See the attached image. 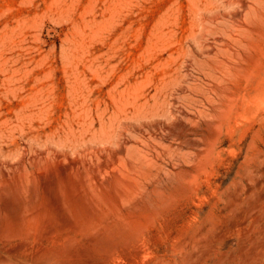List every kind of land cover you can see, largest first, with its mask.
<instances>
[{
    "label": "rangeland",
    "instance_id": "obj_1",
    "mask_svg": "<svg viewBox=\"0 0 264 264\" xmlns=\"http://www.w3.org/2000/svg\"><path fill=\"white\" fill-rule=\"evenodd\" d=\"M131 1L0 0V264H107L115 247L119 264H264V3ZM255 14L236 67L228 34ZM142 163L148 191L121 208L146 242L122 252L80 229L59 176L113 184ZM83 190L103 215L112 188Z\"/></svg>",
    "mask_w": 264,
    "mask_h": 264
},
{
    "label": "bare ground",
    "instance_id": "obj_2",
    "mask_svg": "<svg viewBox=\"0 0 264 264\" xmlns=\"http://www.w3.org/2000/svg\"><path fill=\"white\" fill-rule=\"evenodd\" d=\"M113 1V0H112ZM131 1V0H130ZM194 1V5H195V10L198 11V13H200V10L202 8V2L203 0H193ZM131 3H133L131 1ZM130 3V4H131ZM264 3V0H256V4L257 7L261 8L262 5ZM115 4V3H114ZM120 4V2H119ZM125 4V3H124ZM134 4V3H133ZM192 4V3H191ZM117 5V4H116ZM132 5V4H131ZM126 6V5H125ZM133 6V5H132ZM139 6V5H138ZM143 6V5H142ZM130 7V6H129ZM140 7V6H139ZM194 7V6H193ZM119 8V7H118ZM121 8V7H120ZM128 8V6H127ZM262 9V8H261ZM260 9V11H261ZM264 12V11H262ZM178 20V19H177ZM259 18L257 16V14L254 15V19L253 22H242L240 24L237 25V27L232 30L229 34H228V44H227V50H226V56L229 59V61L232 64H236V67L238 65L237 61L235 60V58H239L244 54H247V50L250 47V42L252 40V38L255 36V34L258 33L260 26L259 25ZM171 22V21H170ZM169 22V23H170ZM168 23V22H167ZM177 24L179 22H176ZM175 25V22H174ZM173 26V25H172ZM168 30V29H167ZM169 31V30H168ZM230 41V42H229ZM237 42L238 45L237 47L233 46L232 44L234 42ZM222 64L225 65V67L228 69V72H231L234 67L230 64H226L224 62H222ZM253 79V76L250 74L249 76H247V81L244 85L240 84V88L242 89H249V82ZM85 95V94H84ZM78 96V95H77ZM120 96V95H118ZM128 96V95H127ZM83 97V95H82ZM122 97V96H121ZM256 97V96H255ZM76 98V97H75ZM84 98V97H83ZM127 98V97H126ZM89 99V98H87ZM118 99V98H117ZM133 99V98H132ZM80 100V99H79ZM92 100V99H91ZM116 100V99H115ZM93 101V100H92ZM118 101V100H117ZM76 102V101H75ZM78 102V101H77ZM81 103V102H80ZM89 103V102H88ZM93 103V102H92ZM104 103V102H103ZM107 103V102H106ZM91 104V103H90ZM89 104V105H90ZM88 105V106H89ZM115 105V104H114ZM82 106V105H81ZM85 106V104H84ZM82 106V107H84ZM112 106V105H111ZM75 108V107H74ZM123 108V107H122ZM79 109V108H78ZM87 109V108H86ZM117 109V108H116ZM102 110V109H101ZM84 111V110H80ZM109 112V111H108ZM101 113V112H100ZM78 114V113H76ZM75 114V115H76ZM107 114V113H106ZM111 115V114H110ZM73 116V115H72ZM105 116V115H104ZM81 117V116H80ZM72 118V117H71ZM82 118V117H81ZM90 118V116H89ZM78 119V118H77ZM101 119V118H99ZM79 120V119H78ZM89 120V119H88ZM92 120V119H91ZM74 121V120H73ZM83 121V120H82ZM86 122V121H85ZM90 122V121H88ZM66 124V123H65ZM72 125V123H70ZM77 124V123H76ZM81 124V122H80ZM90 125V123H89ZM68 126V125H67ZM69 127V126H68ZM73 127V126H72ZM79 127V126H78ZM81 127V126H80ZM88 127V126H87ZM79 129V128H78ZM93 129V128H92ZM69 130V128H68ZM77 130V129H76ZM88 131V129H87ZM91 131V130H90ZM70 132V131H69ZM74 132V131H73ZM71 133V132H70ZM75 134V132H74ZM77 134L78 131H77ZM134 159V158H133ZM147 159V158H145ZM72 161V160H71ZM148 161V160H147ZM74 162V161H72ZM140 162V161H138ZM129 163V162H128ZM132 163V161H131ZM130 163V165H131ZM137 164V163H136ZM135 164V165H136ZM140 164V163H139ZM151 164V163H149ZM149 164L144 166L145 163H142V165H140V168H137L134 172H132V175H129L130 177V183L126 184L125 182L127 181V179L124 180L123 177H126L122 174H125L123 171V173L121 174L123 177H118L117 175V180L116 183L111 184L110 180L108 179L109 176H111L110 174H106L108 176V178H104L106 176H100V174L95 173L93 170V173L88 172V175L85 177H75V173L73 172L74 169H69L68 168H63L61 171V176L60 179L62 180L61 183V190L63 192V198L65 199L66 202L70 203L73 202L75 205H77L78 207H82L84 209L88 208L87 210V215H89L88 220L82 225V227L80 229H82L83 231H88L87 233H90V231H92L93 233H96L97 236H99L102 239H106L108 241H113L116 239H123V245H122V252H125L126 250L128 251V249L132 246L131 244L134 241H138V240H143L142 243L146 242L144 241V232L141 229H137V227L135 228H131V222L122 214V206H121V202L126 204V203H130L132 202L136 197L141 196V194L143 193H147L148 191V180L150 178V176L152 175V170L151 167H149ZM69 165V164H68ZM134 166V164H132ZM131 165V166H132ZM114 166V165H113ZM112 166V167H113ZM130 166V168H131ZM138 166V165H137ZM143 166V167H142ZM78 167V166H77ZM126 167V166H125ZM72 168V165L71 167ZM73 168H74V164H73ZM79 168V167H78ZM77 168V169H78ZM116 168V167H115ZM128 168V167H127ZM125 168V169H127ZM133 168H136L133 167ZM81 169V168H80ZM98 169V168H97ZM100 169V168H99ZM106 169V168H104ZM110 169V168H108ZM106 169V170H108ZM112 170V169H111ZM130 170V169H128ZM76 171V170H75ZM82 171V170H81ZM96 171V169H95ZM103 171V169H102ZM109 171V170H108ZM114 171V170H113ZM121 170H119L120 172ZM84 172V171H83ZM99 172V171H98ZM101 172V171H100ZM129 172V171H127ZM74 173V174H73ZM77 173H79L77 171ZM76 173V174H77ZM85 173V172H84ZM90 173V174H89ZM104 173V172H102ZM114 173V172H113ZM80 174V173H79ZM105 174V173H104ZM127 174V173H126ZM131 174V173H130ZM74 175V176H73ZM78 175V174H77ZM114 175V174H113ZM120 175V176H121ZM58 176V175H57ZM112 178V177H111ZM110 178V179H111ZM123 178V179H122ZM128 180V181H129ZM112 181V180H111ZM127 181V183H128ZM124 186V187H123ZM85 187H90V191L91 193L96 196V197H100L101 195H103L105 192H107L109 190V188L111 187L113 190V195L106 197V202H105V206H106V210L105 213L103 215L99 214L100 216H98V213L101 212L100 210V206L99 204L93 205L92 201H90L88 199V195H89V191L88 190H83L85 189ZM123 190V188H125ZM111 190V191H112ZM125 206V205H124ZM124 227L121 228V226ZM85 234V233H83ZM89 235V234H88ZM87 236V235H86ZM91 237V236H90ZM89 237V238H90ZM94 238V237H93ZM97 238V237H96ZM99 239V238H98ZM97 240V239H96ZM95 240V241H96ZM102 241V240H101ZM98 241H96L97 244ZM141 242V241H140ZM139 243V242H138ZM104 244V243H103ZM131 245V246H130ZM129 247V248H128ZM121 248V247H120ZM120 248H114L111 249L110 251L107 252V260L106 263L107 264H119L118 263V259H122V257H118L117 258V254L120 253ZM130 250V249H129ZM130 252V251H129ZM143 249H139L138 251V255L142 256L143 255ZM131 256V255H130ZM116 257V258H115ZM133 257V256H132ZM115 259L114 261H112V259ZM124 260V259H123ZM112 261V263H111ZM122 261V260H120Z\"/></svg>",
    "mask_w": 264,
    "mask_h": 264
}]
</instances>
